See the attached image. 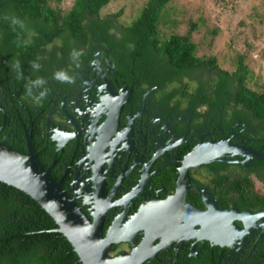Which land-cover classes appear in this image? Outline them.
Returning a JSON list of instances; mask_svg holds the SVG:
<instances>
[{
	"label": "trees",
	"instance_id": "trees-1",
	"mask_svg": "<svg viewBox=\"0 0 264 264\" xmlns=\"http://www.w3.org/2000/svg\"><path fill=\"white\" fill-rule=\"evenodd\" d=\"M60 1L0 0V108L5 116L0 143L4 147L24 155L21 141L26 128L31 133L32 153L46 169L48 154L44 158L37 154L39 134L33 130L38 129L37 115L42 107L33 111L37 101L26 95L24 85L41 77L47 88L55 72L64 68L71 73L70 67L76 65L70 58L74 49L83 52L79 62L89 61L95 46L102 59L106 56L117 73L133 82L134 89L155 86L158 94L185 104L205 126L212 127L222 114L224 129L238 119L264 132V91L248 86L241 56L231 71L221 69L211 56L196 57L190 40L193 23L183 35L160 38L158 21L169 0H146L137 18L126 26L118 24V13L99 16L109 0H73L67 9L58 6ZM12 18L24 27L13 30ZM17 61L24 77L21 80L16 79L13 67ZM33 62L40 65L39 70H33ZM181 112L186 113L184 109ZM13 134L20 144L12 139ZM262 204L264 207V199ZM53 229L55 224L38 204L0 182V264H79L63 236Z\"/></svg>",
	"mask_w": 264,
	"mask_h": 264
},
{
	"label": "water",
	"instance_id": "water-1",
	"mask_svg": "<svg viewBox=\"0 0 264 264\" xmlns=\"http://www.w3.org/2000/svg\"><path fill=\"white\" fill-rule=\"evenodd\" d=\"M93 57L99 61L97 55ZM92 69L103 81L97 85L99 104L91 112V124L85 134L94 198V211L89 210L92 222L51 179L48 168L39 166L24 130V155L0 143V182L40 206L79 264H264V189L252 188L247 195L230 194L227 201L232 206L222 208L212 198V184L198 183L188 174L189 168L217 173L237 166L264 182V153L228 145L227 138L201 142L181 162L170 155L169 161L164 159L148 174L150 163L159 154L187 141L183 139L185 133L177 139L164 122L163 130L170 134V141L161 148V140L157 139L152 158L143 164L142 156L137 158L131 147V112L126 116L128 126L116 127L119 107L126 101L130 87L125 88L122 83V89L116 86L117 97L106 72ZM107 69L112 70L110 66ZM0 113L1 129L5 119L1 109ZM162 167H168L176 184L174 195H167L164 200L156 198L159 190L150 189L145 183L148 175ZM189 185L198 190L206 212L184 202ZM234 219L241 220L242 231L232 224ZM195 224H199V230L193 228ZM120 242L127 243L129 250L109 257L107 251Z\"/></svg>",
	"mask_w": 264,
	"mask_h": 264
},
{
	"label": "flooded vegetation",
	"instance_id": "flooded-vegetation-1",
	"mask_svg": "<svg viewBox=\"0 0 264 264\" xmlns=\"http://www.w3.org/2000/svg\"><path fill=\"white\" fill-rule=\"evenodd\" d=\"M92 59L81 62L70 67L74 77L73 83H66L60 86L55 79L49 80L45 101L37 102L33 111H38L37 154L44 158L48 154V174L53 175L59 186L66 195L73 200L87 221L92 222L90 211H94V198L92 192V173L87 161V145L85 134L91 124V112L99 104L98 87L103 81L93 71L90 61L97 55L100 73L106 72V77L114 95L118 97V89L129 88V95L119 107L116 117V127L128 126L126 116L131 112L133 115L131 147L134 149L137 158L142 156L143 164L147 163L155 151V142L161 140L160 147L164 148L170 141V134L163 130L162 124L172 129L177 139L185 133L183 139L187 140L173 146L159 154L149 165L148 174L161 165L164 159L170 160V155L177 161H182L196 145L201 142H219L224 138L229 139L228 145H237L264 153V132L256 130L255 126L240 123L236 119L233 124L224 129L221 126L222 114L219 121L212 127L205 126L204 120H198L192 116L189 108L179 105L177 100L165 98L158 94L155 86L147 88L140 86L133 88V82H127L125 75L117 73L110 62L104 56L100 57V50L95 46L91 50ZM110 66L111 69H107ZM107 69V70H106ZM63 71L66 72L64 68ZM112 71L115 73L112 74ZM116 85H115V83ZM122 83V84H121ZM53 84V85H52ZM131 85V86H130ZM117 86V87H116ZM15 95V94H13ZM0 100L3 102L2 95ZM3 104V103H2ZM4 105V104H3ZM1 109V108H0ZM183 109L186 113H183ZM2 110V109H1ZM4 115V112H3ZM37 118V117H36ZM5 119V116H4ZM201 121V125L200 124ZM208 118V123H210ZM5 124V122H4ZM31 128V122L28 123ZM254 124V123H253ZM29 128V127H28ZM1 130V129H0ZM28 142L32 151L31 133H27ZM23 132L21 141L26 150V140ZM8 137L9 135H5ZM12 139L20 144V141L13 134ZM189 139V140H188ZM260 149V150H259ZM190 178L198 183H209L213 186L212 198L216 199L222 208H229L232 204L227 201L230 194L247 195L252 188L261 187L264 189V182L251 171H242L237 166H228L217 173L204 168H189ZM146 185L155 192L157 199L164 200L167 195L175 193V179L168 167H162L145 178ZM184 202L199 211L206 212L207 208L202 204L198 190L189 185L183 195ZM263 205V204H261ZM232 224L239 230H243L241 220L234 219ZM199 230V224L193 225ZM127 243L120 242L107 251L109 257L115 256L120 251H128Z\"/></svg>",
	"mask_w": 264,
	"mask_h": 264
},
{
	"label": "rangeland",
	"instance_id": "rangeland-1",
	"mask_svg": "<svg viewBox=\"0 0 264 264\" xmlns=\"http://www.w3.org/2000/svg\"><path fill=\"white\" fill-rule=\"evenodd\" d=\"M72 1L61 0L58 6L67 9ZM145 3L146 0H109L99 16L118 13V24L126 26L137 18ZM158 23L161 39L183 35L190 23L195 24L190 40L196 57L211 56L221 69L231 71L237 56H241L248 71V86L264 91L263 0H169Z\"/></svg>",
	"mask_w": 264,
	"mask_h": 264
},
{
	"label": "clouds",
	"instance_id": "clouds-1",
	"mask_svg": "<svg viewBox=\"0 0 264 264\" xmlns=\"http://www.w3.org/2000/svg\"><path fill=\"white\" fill-rule=\"evenodd\" d=\"M11 25L13 26V30L15 29L16 26H19L20 28L24 27L23 23L16 18L11 19ZM82 55H83L82 51H78L74 49L70 54V58L73 61V63L77 64L78 66L79 59ZM90 65L94 68L99 67L98 61L96 60L90 61ZM13 67L16 71V79L17 80L23 79L24 77H23L22 71L20 70L19 62L17 61L13 65ZM32 68L33 70H39L40 65L38 63L33 62ZM53 79H55L59 83H73L74 82V77L69 76L68 73L63 70H59L55 72L53 74ZM45 84H46V81L41 77H37L34 80H28L24 85L26 95L29 98H32L33 100L39 102L47 95L48 90L47 88L44 87Z\"/></svg>",
	"mask_w": 264,
	"mask_h": 264
}]
</instances>
